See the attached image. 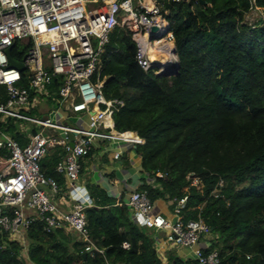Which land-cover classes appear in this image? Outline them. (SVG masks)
<instances>
[{
  "label": "trees",
  "instance_id": "16d2710c",
  "mask_svg": "<svg viewBox=\"0 0 264 264\" xmlns=\"http://www.w3.org/2000/svg\"><path fill=\"white\" fill-rule=\"evenodd\" d=\"M158 2L171 21L177 74H156L157 66L145 72L131 32L120 25L103 57L104 95L125 102L114 113L116 128L145 139L137 151L153 182L140 189L154 202L167 201L172 212L187 197L184 218L201 215L211 226L220 264H264V20L256 27L244 22L250 0ZM256 3L264 11V0ZM0 127L24 142L18 124ZM8 164L1 148L0 173ZM91 197L89 235L104 254L84 256L86 242L64 228L47 233L35 221L25 231L26 246L0 229V264H160L152 226L137 224L129 207L117 206L103 189L93 187ZM166 257L167 264H197L173 249Z\"/></svg>",
  "mask_w": 264,
  "mask_h": 264
},
{
  "label": "built area",
  "instance_id": "2783aa9c",
  "mask_svg": "<svg viewBox=\"0 0 264 264\" xmlns=\"http://www.w3.org/2000/svg\"><path fill=\"white\" fill-rule=\"evenodd\" d=\"M263 20L264 11L250 0L244 22L256 27ZM118 25L131 32L135 59L145 72L157 66L154 72L160 74L161 66L165 68L164 62L151 60L149 49L168 60L177 55L168 11L158 0H0V123L18 124L15 131L26 140L22 144L0 127V149L7 150L9 162L0 173V229L11 240L25 245V231L40 221L47 233L73 230L86 242V252L104 254L90 239L83 204L77 202L65 213L58 209L52 196L60 192V184L44 175L41 161L52 148L63 147L56 171L75 183L95 139L145 143L137 132L116 128L114 113L125 102L108 99L103 92L108 78L102 76L103 57ZM12 60L23 63L24 69L12 66ZM59 113L62 117L56 118ZM83 116L88 118L86 127L68 123ZM223 184L220 181L219 187ZM220 191L214 195L219 197ZM186 201L180 199L170 217L156 210L146 189L136 188L128 204L137 224L164 232L156 239L160 264H167L166 252L172 247L190 249L197 264H220L219 249H211V226L201 215L186 220ZM122 246L129 248L130 243Z\"/></svg>",
  "mask_w": 264,
  "mask_h": 264
},
{
  "label": "crops",
  "instance_id": "0c3cea01",
  "mask_svg": "<svg viewBox=\"0 0 264 264\" xmlns=\"http://www.w3.org/2000/svg\"><path fill=\"white\" fill-rule=\"evenodd\" d=\"M43 108L46 109V107ZM44 109L42 114L48 116L49 113L44 112ZM61 115V113L59 115L55 114V117L61 118ZM74 120H77L75 125L82 126L87 124L88 118L83 116L74 118ZM21 135L24 142H20L24 144L26 140L24 135ZM117 152H120L118 159L114 157ZM64 154L63 147L57 146L52 148L41 161V164L45 162L44 165H41L44 175L55 178L60 184V192L56 196H52V200L61 212L69 211L77 202L83 204L86 209L93 206L95 200L91 197L92 188L98 187L103 189L109 197L116 200L117 206L127 205L130 217L135 221L133 211L128 204L130 193L136 188H141L145 183L153 182V179H150L148 174L142 171L141 155L137 151V146L128 142L102 137L95 139L91 154L82 161L80 178L75 183L69 182L63 174L56 171V164ZM56 155L59 157L56 163L49 161ZM44 187L48 190L46 186ZM156 210L167 216H173L167 201L163 199L156 201ZM66 231L73 233L77 240L82 241L77 232L69 229H66ZM156 233L164 235V232H158V230H156ZM170 249L175 250L182 257L193 259L192 251L188 248L172 247Z\"/></svg>",
  "mask_w": 264,
  "mask_h": 264
},
{
  "label": "rangeland",
  "instance_id": "374dc122",
  "mask_svg": "<svg viewBox=\"0 0 264 264\" xmlns=\"http://www.w3.org/2000/svg\"><path fill=\"white\" fill-rule=\"evenodd\" d=\"M252 15H249V18L251 17ZM178 63H179V60H178V57H177V55L174 57V58H172L171 60H169V62L168 63H165L164 62V64H168L169 65V70L168 71H170V72H168L167 71V68L165 67H163V66H161L162 68H163V71L162 72H164L165 74H167V75H170V74H175L176 72H177V66H178ZM74 118H77V117H74ZM77 120H70L68 123L69 124H71V125H75V122H76ZM83 127H86L87 126V124H83L82 125ZM0 141H3V137L0 135ZM198 183H199V180H198Z\"/></svg>",
  "mask_w": 264,
  "mask_h": 264
},
{
  "label": "bare ground",
  "instance_id": "6f19581e",
  "mask_svg": "<svg viewBox=\"0 0 264 264\" xmlns=\"http://www.w3.org/2000/svg\"><path fill=\"white\" fill-rule=\"evenodd\" d=\"M146 1L148 3H151V0H146ZM149 56L151 60H153V62H165V63L169 62V60L166 57L162 58V55L153 48L149 49ZM130 135L133 136L134 134L130 133Z\"/></svg>",
  "mask_w": 264,
  "mask_h": 264
},
{
  "label": "water",
  "instance_id": "95a60500",
  "mask_svg": "<svg viewBox=\"0 0 264 264\" xmlns=\"http://www.w3.org/2000/svg\"><path fill=\"white\" fill-rule=\"evenodd\" d=\"M153 30H156V27H153ZM9 53H10V50H9ZM175 53L177 54V50L175 49ZM155 64H159V63H155ZM12 66H16V67H18V68H20L21 70H23L24 69V64L23 63H18V62H15L14 60H12V64H11ZM166 68H167V71L170 69L169 68V65L167 64H165L164 65ZM178 68H179V63H178V66H177V71H178ZM168 72H170V71H168ZM160 74H165L164 72H162V73H160ZM177 74V72L175 73V74H170V76L171 75H176ZM72 139H73V137H72ZM73 144V143H72ZM84 256H86L87 255V252H85L84 254H83Z\"/></svg>",
  "mask_w": 264,
  "mask_h": 264
}]
</instances>
